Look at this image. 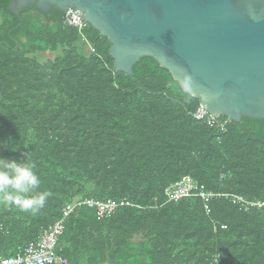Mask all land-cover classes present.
<instances>
[{"label":"trees","instance_id":"16d2710c","mask_svg":"<svg viewBox=\"0 0 264 264\" xmlns=\"http://www.w3.org/2000/svg\"><path fill=\"white\" fill-rule=\"evenodd\" d=\"M10 4L0 0V157L27 154L53 195L36 214L0 204V258L74 201L126 199L131 206L102 219L87 207L68 215L57 253L69 264H264V208L220 197L206 214L200 198L164 196L189 177L206 192L264 203V120L198 122L199 100L152 58L117 72L91 26L82 42L63 12L32 6L12 31Z\"/></svg>","mask_w":264,"mask_h":264},{"label":"water","instance_id":"95a60500","mask_svg":"<svg viewBox=\"0 0 264 264\" xmlns=\"http://www.w3.org/2000/svg\"><path fill=\"white\" fill-rule=\"evenodd\" d=\"M32 6L80 11L117 72L150 57L212 117L264 120V0H11L12 31Z\"/></svg>","mask_w":264,"mask_h":264},{"label":"built area","instance_id":"2783aa9c","mask_svg":"<svg viewBox=\"0 0 264 264\" xmlns=\"http://www.w3.org/2000/svg\"><path fill=\"white\" fill-rule=\"evenodd\" d=\"M63 22L66 26L75 29L78 32L82 42L88 43L84 35V30L87 27V24L83 22L80 11L76 9H68L64 13ZM87 46L91 51H93L90 45ZM192 117L196 121L207 125L216 123V118L209 115L201 107H199L192 114ZM226 123L227 122L218 124V126L223 129ZM164 196L166 198V203L178 202L186 198H200L206 214L210 213L209 202L220 197L229 198L233 204L239 207V209L246 210L249 207L264 208V203H251L240 196L206 192L189 177H185L181 181L170 185L164 191ZM128 206H131V204L126 199H122L120 201L110 199L105 202L93 199L74 201L73 203L67 205L64 218L54 222L52 226L42 232L36 241L26 245L23 250L18 252L15 256L0 258V264H69L68 261L60 256L56 251L57 242L59 237L62 235L64 230V221L68 215L72 214L80 207H87L96 209L97 218L102 219L113 214L117 209ZM221 228L226 229L225 226H221ZM210 264L220 263L217 259H214Z\"/></svg>","mask_w":264,"mask_h":264},{"label":"clouds","instance_id":"9594fccd","mask_svg":"<svg viewBox=\"0 0 264 264\" xmlns=\"http://www.w3.org/2000/svg\"><path fill=\"white\" fill-rule=\"evenodd\" d=\"M31 157L23 160L0 157V204L36 214L44 208L53 193L42 190V180Z\"/></svg>","mask_w":264,"mask_h":264},{"label":"rangeland","instance_id":"374dc122","mask_svg":"<svg viewBox=\"0 0 264 264\" xmlns=\"http://www.w3.org/2000/svg\"><path fill=\"white\" fill-rule=\"evenodd\" d=\"M84 46H85V45H84ZM48 56L51 57V58L53 57V55H48ZM44 57L46 58V56H44Z\"/></svg>","mask_w":264,"mask_h":264}]
</instances>
